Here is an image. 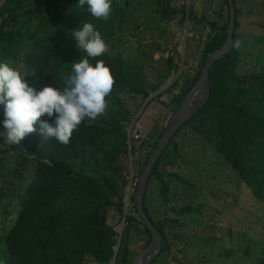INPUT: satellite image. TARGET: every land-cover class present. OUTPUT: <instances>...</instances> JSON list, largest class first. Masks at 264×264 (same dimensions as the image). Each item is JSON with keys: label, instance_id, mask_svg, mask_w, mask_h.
Returning <instances> with one entry per match:
<instances>
[{"label": "trees", "instance_id": "16d2710c", "mask_svg": "<svg viewBox=\"0 0 264 264\" xmlns=\"http://www.w3.org/2000/svg\"><path fill=\"white\" fill-rule=\"evenodd\" d=\"M23 1L6 0V5L0 7V22L8 16L13 18L8 10H18ZM154 3L165 21L185 13L171 8L166 0H154ZM224 3L228 12L226 23L221 26L203 16L197 17L188 7L187 22L205 25L212 36L203 45L197 75L174 99L176 112L195 85L207 56L221 49L227 41L230 12L228 0ZM123 7L120 0H112L108 20L120 19ZM86 9V4L80 6L78 0H74L64 21L55 15L45 17L38 20L33 30L25 27L5 34L0 24V50L4 51L5 58L23 61L30 68L32 77L25 76L30 85L34 84L37 89L44 86L62 89L64 80L71 73V63L85 56L83 50L75 49L69 38L71 30L91 16ZM234 10L233 44L208 71L205 103L172 136L146 183L142 205L161 238L159 254L168 251L169 241L163 221L156 223L150 216L146 193L149 183L155 179L160 200L167 204L170 187L162 162L169 148L175 149V139L184 129L203 139L221 156L250 190L256 203L264 208V70L249 77L237 75L239 45L235 30L238 11L235 7ZM89 60L92 64L104 60L110 68L114 83L106 97L107 107L94 120L82 121L67 144L41 137L38 143L27 147L26 155L33 163L32 180L22 193L20 212L13 226L6 235H0V264H83L86 259L97 264H110L113 259L117 234L108 224L107 215L110 209L123 215V193L128 182L127 171L123 173V166L118 164L119 158L127 153L124 124L129 122V113L120 96L130 93L147 98L148 95L140 73L118 57L106 52ZM150 153L139 164V177ZM21 162L24 164L27 159H21ZM75 164L82 173L73 168ZM176 179L183 182L179 177ZM135 195L136 187L131 197L132 212L125 216L114 264H128V239L132 235H147L146 247L152 239L151 232L138 216ZM194 212L195 209L185 207L177 213L188 216ZM262 248V256L255 264H264V243Z\"/></svg>", "mask_w": 264, "mask_h": 264}, {"label": "rangeland", "instance_id": "374dc122", "mask_svg": "<svg viewBox=\"0 0 264 264\" xmlns=\"http://www.w3.org/2000/svg\"><path fill=\"white\" fill-rule=\"evenodd\" d=\"M120 1L124 5L120 19L112 22L89 16L83 23L93 24L100 32L109 55L118 57L140 73L148 95L147 98L130 93L120 96L129 113V122L124 124L127 153L119 158L118 164L123 166V173L132 170L136 185L139 164L154 149V144L174 117L177 107L174 99L197 75L203 45L212 36L205 25L187 22L186 7L197 17L203 16L221 26L226 23L228 6L225 0H166L171 8L185 13L165 21L154 0ZM73 2L24 0L18 10H8L13 18L8 16L0 22L2 31L14 33L25 27L33 30L38 20L54 15L62 22ZM5 5L6 0H0V7ZM234 7L238 11L235 30L239 45L237 75L249 77L264 70V0H234ZM0 62L32 77L30 68L23 61L5 58L3 50H0ZM0 119H3L2 109ZM0 139V235H6L20 212L22 193L32 180L33 163L27 157L26 149L38 143L41 136L31 133L20 144L8 143L3 133H0ZM21 159H27V162L22 164ZM162 163L170 187L168 202H161L158 184L152 179L146 193V206L156 223L163 221L169 249L158 253L153 264H255L262 256L264 208L252 198L236 172L189 129L177 135L175 149L169 148ZM73 168L82 173L78 164ZM126 184L127 187L128 182ZM135 185L128 195L127 207L123 204L126 215L132 212L131 197ZM124 196L125 189L123 199ZM185 207L196 212L179 215L178 210ZM122 217L110 209L107 222L116 230ZM147 240V235L143 234L129 237L128 264L148 247L145 246ZM83 264L97 263L86 259Z\"/></svg>", "mask_w": 264, "mask_h": 264}, {"label": "clouds", "instance_id": "9594fccd", "mask_svg": "<svg viewBox=\"0 0 264 264\" xmlns=\"http://www.w3.org/2000/svg\"><path fill=\"white\" fill-rule=\"evenodd\" d=\"M78 4H86V12L96 19L107 20L112 10V0H78ZM69 39L85 56L71 63V73L62 89L52 86L37 89L17 69L0 62L3 116L0 133L6 135L8 143L20 144L27 135L36 132L42 139L67 144L82 121L94 120L104 113L113 76L104 60L92 64L89 58L106 53L107 45L100 32L88 22L72 29Z\"/></svg>", "mask_w": 264, "mask_h": 264}, {"label": "water", "instance_id": "95a60500", "mask_svg": "<svg viewBox=\"0 0 264 264\" xmlns=\"http://www.w3.org/2000/svg\"><path fill=\"white\" fill-rule=\"evenodd\" d=\"M228 4H229V12H230L229 13L230 14V24H229V28L227 30V41H226L225 45L221 49H219V50H217V51H215V52H213L207 56L195 85L192 87V89L184 97L178 111L175 113L174 117L171 119L168 126L165 128L161 138L156 143L154 149L151 151V153H150V155L146 161V164H145V166H144V168L140 174V177L138 179V182L136 185V195H135V197H136V210H137L139 218L143 221L145 226L151 232L152 239H151L149 246L146 249L139 252L134 257L131 264L141 263L144 259V256H146V255H149V259L145 260L143 262V264H150L152 262V260L154 259V257L160 251L161 238H160L159 234L157 233V231L154 229L152 223L150 222L149 218L147 217V215L145 214V212L143 210V205H142L143 193H144L146 183H147V180H148V177L150 175V172H151L153 165L155 164L156 160L161 155V153L164 151V149L167 147L172 136L205 103V101L208 97V71H209V69L218 59H220L221 57L226 55L232 47V44H233L232 34L234 31V25H235V10H234V4H233L232 0H228ZM186 13H188V6L186 7ZM167 86H168V84H167ZM200 86L204 87V91H203L204 97H203L202 101L190 113L185 114L186 109H187L188 100H189L191 93L196 88H198ZM128 188H129V186H127L125 188V196L123 199L124 206H126V203L128 200L127 199L128 196L126 195ZM125 216H126V212L123 213L122 222L119 225V227L115 230V232L117 234V242H116V245L114 248L113 259L111 260L110 264H114V261H115V257H116V254H117V251L119 248V244L121 241V236H122V232H123V228H124Z\"/></svg>", "mask_w": 264, "mask_h": 264}, {"label": "bare ground", "instance_id": "6f19581e", "mask_svg": "<svg viewBox=\"0 0 264 264\" xmlns=\"http://www.w3.org/2000/svg\"><path fill=\"white\" fill-rule=\"evenodd\" d=\"M203 91H204V87L200 86L191 93L189 100H188L187 109H186L185 114L190 113L202 101L204 97ZM130 191H131V188L129 187L127 191V196L130 194ZM148 259H149V255L144 256L143 261L139 264H143V262Z\"/></svg>", "mask_w": 264, "mask_h": 264}, {"label": "built area", "instance_id": "2783aa9c", "mask_svg": "<svg viewBox=\"0 0 264 264\" xmlns=\"http://www.w3.org/2000/svg\"><path fill=\"white\" fill-rule=\"evenodd\" d=\"M125 175H126L127 180H128V186H129L130 188H132V186L135 185V184H134V181H133V172H132V170H130L129 173H128V172L125 173ZM126 207H127V206H125V208H126Z\"/></svg>", "mask_w": 264, "mask_h": 264}]
</instances>
